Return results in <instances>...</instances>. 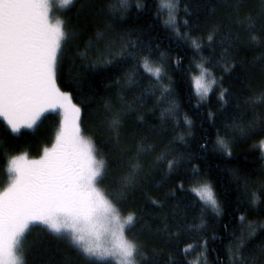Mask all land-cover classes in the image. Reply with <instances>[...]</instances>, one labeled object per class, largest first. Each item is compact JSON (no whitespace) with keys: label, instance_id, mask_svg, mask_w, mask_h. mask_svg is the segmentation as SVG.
Listing matches in <instances>:
<instances>
[{"label":"trees","instance_id":"1","mask_svg":"<svg viewBox=\"0 0 264 264\" xmlns=\"http://www.w3.org/2000/svg\"><path fill=\"white\" fill-rule=\"evenodd\" d=\"M54 15L70 34L57 85L81 109L82 133L106 162L102 189L122 215L136 216L127 237L147 256L143 264H235L234 242L264 225V0H178L171 25L159 0H75ZM145 58L163 69L159 79L142 67ZM199 64L216 80L205 100L193 89ZM61 126L60 114L48 113L35 130L13 135L0 118V191L8 157L39 159ZM204 184L218 210L192 191ZM261 244L257 227L242 255ZM23 252L25 264H97L43 227L31 230Z\"/></svg>","mask_w":264,"mask_h":264},{"label":"snow or ice","instance_id":"2","mask_svg":"<svg viewBox=\"0 0 264 264\" xmlns=\"http://www.w3.org/2000/svg\"><path fill=\"white\" fill-rule=\"evenodd\" d=\"M74 2L0 0V118L13 135H19L22 129L37 127L45 113H63L55 144L44 149L39 159H29L27 153L8 157L6 172L10 180L0 191V264H25L23 243L36 227L68 236L74 247L97 264H143L147 260L140 246L126 236L137 222L135 214L122 216L101 187L107 175L106 162L97 158L94 142L82 133L81 109L56 85L57 66L70 34L64 22L53 20L51 13L54 5L63 12ZM159 4L161 11H168L167 23L173 24L178 0H159ZM121 5L125 6L126 0H121ZM246 22L251 26V17ZM256 39L252 36L253 41ZM193 44L199 47L196 41ZM142 67L150 76L160 78L161 69L151 66L147 58ZM197 69L200 75L193 78V89L203 99L216 80L203 64ZM220 98H224V92ZM119 124L118 118L111 121L113 129ZM218 143L228 150L226 140L218 139ZM261 144L264 146V141ZM173 164L169 161L168 167ZM132 179L124 177L125 190ZM192 191L199 200L219 209L210 185ZM249 227L247 237L234 242L235 264H260L264 256V244L253 255H242L241 250L256 237L257 227L264 229V225ZM199 243L206 246L207 242ZM195 246L189 244L185 250L190 252ZM204 257L202 251L197 259Z\"/></svg>","mask_w":264,"mask_h":264},{"label":"rangeland","instance_id":"3","mask_svg":"<svg viewBox=\"0 0 264 264\" xmlns=\"http://www.w3.org/2000/svg\"><path fill=\"white\" fill-rule=\"evenodd\" d=\"M59 12L60 10L58 9V7L57 6H55L54 5V7H53V10H52V13H51V15H52V18H53V20H55V19H57L56 18V16L54 15V13L55 12ZM151 66H153V67H155V65L154 64H151ZM160 68V67H159ZM161 69V74H162V71H163V69L162 68H160ZM198 75H200V72L196 75V76H198ZM196 76H194V77H196ZM193 77V78H194ZM212 77V76H211ZM206 83H207V77H206V81H205ZM56 85H57V80H56ZM215 85H216V83L214 84V85H212L211 86V91L213 90V88L215 87ZM57 87H58V85H57ZM59 88V87H58ZM61 91V90H60ZM211 91L209 92V94L207 95V97L211 94ZM62 92V91H61ZM207 97H205V98H201L200 96H199V98L201 99V100H205ZM71 102L73 103V101H72V99H71ZM74 104V103H73ZM49 113H59L60 114V116H61V120H62V123H63V113L62 112H49ZM46 114H48V113H45V115ZM42 119V118H41ZM80 119H81V115H80ZM39 124V123H38ZM80 127H81V124H80ZM37 127H35L34 129H22V130H35ZM261 148H262V151H263V153H264V146H262L261 145ZM28 158L29 159H33V158H31L29 155H28ZM212 188V187H211ZM213 190V189H212ZM3 191V190H2ZM214 192V191H213ZM215 194V193H214ZM216 197V196H215ZM122 216H124V215H122ZM126 236H127V233H126ZM128 238V237H127ZM138 259H139V257H138Z\"/></svg>","mask_w":264,"mask_h":264}]
</instances>
